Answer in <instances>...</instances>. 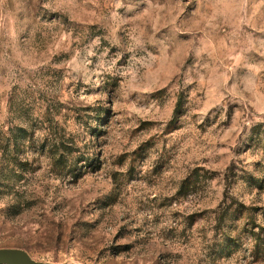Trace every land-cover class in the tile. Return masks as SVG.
<instances>
[{"label": "rangeland", "instance_id": "1", "mask_svg": "<svg viewBox=\"0 0 264 264\" xmlns=\"http://www.w3.org/2000/svg\"><path fill=\"white\" fill-rule=\"evenodd\" d=\"M5 248L264 264V0H0Z\"/></svg>", "mask_w": 264, "mask_h": 264}, {"label": "water", "instance_id": "2", "mask_svg": "<svg viewBox=\"0 0 264 264\" xmlns=\"http://www.w3.org/2000/svg\"><path fill=\"white\" fill-rule=\"evenodd\" d=\"M0 264H52L35 261L30 254L22 249H0Z\"/></svg>", "mask_w": 264, "mask_h": 264}, {"label": "trees", "instance_id": "3", "mask_svg": "<svg viewBox=\"0 0 264 264\" xmlns=\"http://www.w3.org/2000/svg\"><path fill=\"white\" fill-rule=\"evenodd\" d=\"M26 130H24V129H20L19 130V132H21V133H25L26 134V132H25ZM53 147L55 148V151H53L55 154H58V152L60 151V149H58L59 147H58V144L55 142L54 144H53ZM60 153V155L58 156V163L60 164V167H62L64 164H63V161L65 160V159H67V157H65L64 156V153L62 152H59ZM69 154H72V152H68ZM64 167V166H63Z\"/></svg>", "mask_w": 264, "mask_h": 264}]
</instances>
